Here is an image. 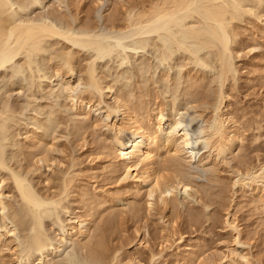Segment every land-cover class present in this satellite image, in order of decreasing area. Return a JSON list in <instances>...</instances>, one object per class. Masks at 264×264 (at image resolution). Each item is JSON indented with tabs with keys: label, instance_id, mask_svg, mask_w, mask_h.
<instances>
[{
	"label": "rangeland",
	"instance_id": "374dc122",
	"mask_svg": "<svg viewBox=\"0 0 264 264\" xmlns=\"http://www.w3.org/2000/svg\"><path fill=\"white\" fill-rule=\"evenodd\" d=\"M10 2L8 10L0 15L8 23L47 25L78 42L76 46L58 36L45 38L42 51L31 52L26 47L27 50L0 68V164L3 165L0 166V191L5 193L6 205L4 210L0 209V231L5 234L0 264H198L199 258L227 253L228 246L234 244V232L226 228L224 222L232 204L231 212L242 228V240L248 242L236 246L240 254L252 260L246 262L237 256L234 259L238 264H264L262 202L249 188L233 194L232 185L233 168L241 165V170L244 161L257 163L264 159V0L261 4L256 1L255 13L245 15L237 23L238 36L231 45L238 52L229 55L232 70L226 83L229 96L223 113L225 118L232 113L235 115L242 127L243 140L228 155L230 168L218 165L216 185L208 175L210 165L196 161L186 163L181 153L191 170L190 179L202 185L206 198L201 199L194 188L190 191L177 188L173 193V208L157 205L150 213L147 191L151 184L143 183V188L137 192L131 178L123 179L126 175L123 163L114 167L117 160L103 153V149L114 144L116 128L130 126L128 116L141 118L161 108L166 118L176 116L185 124H189L198 111L210 117L220 95L216 47L200 48L195 52L199 60L187 50L193 44L184 41V47L178 48L175 39L169 43L168 32L138 34L137 28H120L126 9L131 4L144 5L143 0ZM195 22L191 24L197 26ZM118 41L121 46H115ZM105 42L107 47L115 46L114 51L109 50L105 57H100L98 44ZM136 43L140 46L134 47ZM163 44L173 45L164 49ZM68 53L75 56L71 66L65 60ZM58 67L64 72L63 78L55 75ZM89 68L99 81L98 90L87 80ZM69 80L71 89L67 86ZM196 92L200 93L197 101L193 97ZM90 98L93 100L86 106L88 113H85L81 111V100L86 102ZM117 100L126 104L125 112L118 109ZM108 110H112L111 117H107ZM201 122V118H197L188 129L203 124ZM108 124H115V129H110ZM168 133L170 128L166 124L161 136L164 138ZM159 152L164 157L171 156L164 147ZM42 156L48 157L49 164L37 161ZM240 160H243L241 164ZM14 178L38 198L63 190L65 183L69 189L61 193L62 200L58 204L44 201L42 208L34 212L19 195ZM219 189H223L222 198L225 191L224 199L216 196L221 193ZM216 197L218 202L213 201ZM118 198L121 202L117 204ZM133 202L140 206L136 215L132 212ZM191 214L199 220L195 216L198 221L191 220ZM112 216L117 223L110 230L106 221ZM80 219H85V226L92 227L90 234L79 241L65 233L63 245L55 250L61 242L59 234L66 232L69 225L76 226ZM34 230L48 243L42 257L31 248ZM99 233L107 236L110 245V250L108 246L109 251L102 257L84 246V243L95 242ZM138 239L147 240V245L135 248ZM13 246L19 256L16 263V257L9 250ZM152 252L156 254L154 260H151Z\"/></svg>",
	"mask_w": 264,
	"mask_h": 264
},
{
	"label": "bare ground",
	"instance_id": "6f19581e",
	"mask_svg": "<svg viewBox=\"0 0 264 264\" xmlns=\"http://www.w3.org/2000/svg\"><path fill=\"white\" fill-rule=\"evenodd\" d=\"M145 1H148L149 3L145 5L146 4ZM145 1L143 0L144 5L136 6L135 4H133L132 6L131 4V7L129 6V8L126 9L124 18L123 19L121 18L123 25L120 26L119 24L120 28L134 27L137 28L138 34H149V33L157 34V32H168L169 43L170 41L172 42V40L174 41L175 39V43L176 46H178V48H181L182 45L184 47L183 44L184 41L191 43L190 45L193 44L192 46L193 47L195 46L194 49L193 47H190L192 50L187 48L185 49L189 50L195 56L196 53L199 52L200 48L216 47L217 49L216 58L219 66L218 77L220 79L219 100L214 108L213 114L212 115L210 114L211 116L208 115L210 117L205 116L203 111H201L200 113L198 111V113L194 114L195 116L193 115V117H191L190 121L188 122L189 124H185V122H183L181 119H179V117L176 116L172 118H166L164 115V110L160 108V110L157 111L156 113L154 114L148 113L147 115L142 116L141 118L128 116L130 117L128 120L130 126L129 127L125 126L129 128V129L126 128L129 131V133L127 132L129 134V135L127 134V137L125 134L127 130L123 126L120 125L121 127L115 129L114 128L115 124L107 125L109 126L110 129H115L116 133L114 138V144L112 145V147L108 146L104 148L103 153H105L108 156H111V159L117 160L113 163L114 167H116V164H120V162L123 163L124 171H126L125 178L123 179L131 178L132 179L131 185L136 187L137 192L143 188V183L151 184L150 189H148L147 191V197L148 196L150 197V199L147 200V210L150 213L151 210L152 209L154 210L155 206L157 205H160L161 207L164 208H166L167 206L168 207L172 206L173 208L174 207V204L172 203L173 193L177 188L189 189V191L190 188L191 189L194 188L195 189L194 191H196L197 194L201 195V199L206 198L203 197L202 194L203 190H201L200 187L202 185H199L198 183H194L195 181L192 182V180L190 179L191 170L189 169V165L185 164V161L182 159L181 153L185 155L184 158L187 160L186 163L196 161L198 163H202V164L205 163L207 165H210L211 173H209L208 175H210L211 182H216V185L219 178L218 169H217L218 165L225 164L228 165V167L230 168L228 155L230 153H233L234 147L240 140L241 141L243 140L242 139L243 136L241 135V128H242L240 127L241 124H239V121L236 120L237 118L234 117L235 115L233 113L232 115L231 114L229 115L228 112L229 116L225 118V114L223 113L224 112L223 110L227 105L225 104V101L229 96L226 88V83L229 81L232 70V63L229 55L234 51L235 53L238 52L236 50V47H234L235 48L234 49L233 46H231L232 42L234 43L238 36L236 32L237 23H239L245 15L254 14L255 13L254 8L256 5L255 2L257 1L258 3L260 2L261 4L263 0H150V1L145 0ZM10 3H11L10 0H0V15H2L6 10H8V7H10ZM194 20L196 21L195 24H197V26H193L194 24L192 23V21ZM18 23L19 22H17V24L8 23V21L0 17V68L4 67L7 63L12 61L17 55L21 54L22 51L26 49V47H28V50L30 49L31 52L42 51L43 50L42 41L45 40V38L47 39L54 36H58L61 37L62 39L63 38L66 39L70 43H74L77 46L78 41L76 42L74 39L67 37V35H64V33L56 30L53 27H49L43 24L24 25V23L23 24H18ZM114 27H118V26L115 25ZM104 41L105 40H103V42ZM176 41L178 42V44ZM106 43L107 42L104 43L105 45L98 44L99 46L98 55L100 57H105L108 54L109 50H113L114 47L117 46L118 44H119L118 46L122 45L121 42L117 43L115 46L109 44L110 46L109 49L108 48L109 46L107 47ZM14 44L16 47L12 48ZM172 45L170 44L169 47L171 48ZM135 46L138 47L140 45L139 43L138 44L136 43L134 47ZM163 46L165 47L164 49L169 48L168 46L167 48L164 44ZM196 47L198 49H196L195 51ZM166 51L168 50H165V52ZM197 56L196 58H198ZM73 57L75 59V56L69 54L67 55V58H65V60L69 62L68 63L69 65L70 63H72L71 60L73 61ZM164 59H166V57ZM67 72H69V70ZM87 73H88L87 80H89L88 82L90 83V86L98 90L100 84L99 81L97 82L94 70L89 68ZM55 75L63 78L64 72L58 67V69H56ZM69 78L70 77H68V79ZM67 86L69 88L72 86L70 80L69 82L67 81ZM107 87L110 88L109 86ZM199 95H200L199 92L198 94L196 92L195 96L193 94L195 101L198 100ZM92 100L93 98H90L88 101L86 100L85 102V99H82L81 100L82 104L80 106L82 108L81 111L88 113V111H86V106L89 103H92ZM117 102H118L117 104L118 109L124 111L125 108H127L125 103H121L119 100H117ZM91 106L92 104H90V107ZM111 111L112 110L109 111L107 117L111 115ZM197 118H201L203 124L199 126L197 124V127H193L192 130L191 129L189 130L188 125L190 124L192 125V122L196 121ZM229 123L231 124V126H229ZM166 124L169 125L170 133L166 134L163 138L161 136V132L162 130H164ZM122 134L123 135L125 134L124 135L125 137H123ZM39 139H37L38 142ZM162 147L165 148L167 154L168 153L171 154L170 158L164 157L159 152V149H161ZM37 161H42L49 164L48 157L46 156L40 157ZM240 162L241 160L239 161V163ZM246 162L244 161V164L246 163L245 168H243L244 164H242V168L244 170L242 168L240 170L241 165H239V167L233 168L234 169L233 170L234 172L232 174V179L234 180V182H232V185L234 186L233 194H236L235 192H237L239 189L249 188L250 192L256 193V195H258L264 207V159L263 160L259 159L257 163H253V161L251 163L250 161H246ZM0 166L3 167V165L1 164ZM14 179H15L14 184H16L18 188L16 189L17 191H19L18 193H20L19 195L24 201H26L29 204L30 209H33L34 212H38L42 208V204L44 203V201L45 203L51 202V204H58V201L60 202L62 200V197H60L61 193H65L69 189L68 184L67 183L64 184L63 182L64 184L63 190H59L58 192L53 193L52 195L45 193V195H43L42 198L41 197L38 198L33 194V192L24 188L25 185L22 186L20 180H18L17 178ZM1 181L3 182V180ZM222 190L223 189H219L221 193L219 192V195L216 196L217 197L219 196L221 199H224L225 191L222 198V193H223ZM4 194L5 193L1 190L0 209L2 210L6 208V205L3 201ZM217 197L216 200H213L214 202L217 201ZM218 200L220 201L219 198ZM232 201H234V199ZM116 202L117 204L121 202L120 198H118ZM233 205L234 204H232L230 209H228L227 212L228 216L226 217V219H224L225 220L224 222H225V227L231 230L232 232H234L233 234L234 244L228 246L227 253L226 252L214 253L211 256L207 255L206 259L199 258L198 264H238V262L234 259L235 256L239 258L242 257L246 260V262H250L249 259L251 258H248V256L245 254L244 255L240 254L239 249L236 246L238 244H242V243L246 244L248 242L242 240L243 237L242 236L243 232L241 230L242 228H240L239 225L236 223V217L231 212V209L234 208ZM139 207L140 206H138L137 202H133L132 212L134 215H136L140 211L138 209ZM34 212L32 217H34L35 215ZM115 216L114 218L113 216L112 218L109 217V219H107L106 221L107 225L109 224L110 230H113L112 229L114 228L113 226L117 223V222L115 223ZM190 216H191L190 218H192V214ZM194 216L195 215H193V218L191 220H195L194 222H197L199 219L198 217L195 216L198 219L197 220L196 218H194ZM84 222L86 223L85 219H80L78 220L76 226L69 225L68 226L69 228L66 232L62 231L63 233L59 234L61 242L55 247V250L60 249V247L63 245L62 241L65 238V233H67L70 237L78 238L79 241H81V239H85V237L88 235V232L90 234V229L92 227L85 226ZM164 223L167 222L164 221ZM35 230H34V236L32 237L30 242L32 246L31 248H33L36 251H39L42 257L44 256L43 250L48 243L46 239L42 237V234L37 233ZM108 232L109 230L105 234H107ZM105 234H103V236L100 234V237L98 235V238L96 237L97 240L92 244L91 243L86 244L83 242L84 246L90 249L94 253V255L98 257L106 256V251L108 250V246L110 250V245H108L109 243L107 244V242L109 241L107 240V236ZM3 236H5L4 232L0 231V252H2L3 249L1 248ZM141 245H147V240L138 239L137 246L135 245L136 246L135 248H140ZM15 248L13 246L11 247V249L9 248L8 249L11 251L12 256L16 257L15 259V263H16L18 262L19 256ZM155 255L156 254H154V252L151 253V260H154ZM108 256L110 255L108 254ZM138 262L140 261L138 260Z\"/></svg>",
	"mask_w": 264,
	"mask_h": 264
}]
</instances>
